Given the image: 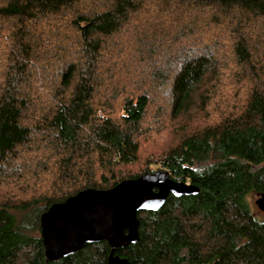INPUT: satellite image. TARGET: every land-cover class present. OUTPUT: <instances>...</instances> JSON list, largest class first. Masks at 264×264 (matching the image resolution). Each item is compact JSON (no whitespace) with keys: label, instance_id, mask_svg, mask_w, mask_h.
Listing matches in <instances>:
<instances>
[{"label":"trees","instance_id":"1","mask_svg":"<svg viewBox=\"0 0 264 264\" xmlns=\"http://www.w3.org/2000/svg\"><path fill=\"white\" fill-rule=\"evenodd\" d=\"M80 1L0 0V172L8 162L15 172L0 174L21 176L20 149L34 142L26 153L40 151L31 160L48 168L38 183L53 177L58 191L45 197L42 212L84 189L110 188L118 181L109 176L139 158L151 105L147 94H131L119 103L120 114L107 113L106 90L125 52L151 74L165 65L167 78L157 77L171 83V119L199 110V103L205 113L212 95L204 83L225 82L236 65L234 76L249 89L244 107L180 136L161 162L172 179L199 192L170 195L159 210L139 213L140 240L116 254L132 264H264V215L250 201L264 194V0H98L96 7ZM186 18L190 33L178 25L171 34L168 28ZM228 29L237 37L219 50ZM202 32L211 33L210 46ZM112 92L117 96L118 87ZM11 200L0 205V264H108L105 241L47 262L41 227L36 232L32 218L18 217L30 202Z\"/></svg>","mask_w":264,"mask_h":264},{"label":"rangeland","instance_id":"2","mask_svg":"<svg viewBox=\"0 0 264 264\" xmlns=\"http://www.w3.org/2000/svg\"><path fill=\"white\" fill-rule=\"evenodd\" d=\"M80 3H84L83 0L80 1ZM88 4L96 7L101 3L98 0H92ZM190 19L192 18H186L181 22V24L173 23L174 26L169 27L168 30L172 28L171 34H177L178 30L175 29V26L179 27L178 25H181L180 28H183V35L189 34L191 30L189 31L190 27H188L187 23L188 21H191ZM169 23L171 24V22ZM219 34H221V32ZM183 35H179L177 37H182ZM236 37L237 36L230 29H228L226 31V36L224 35L222 40L220 39L217 41L220 47L219 50L224 47L223 41L226 42L229 39L232 44ZM210 38L211 33L207 35L202 32L200 34V39L209 46L211 41ZM166 43L170 42L165 41L161 44V46H165ZM185 44L186 42H181V46ZM178 45L179 43L177 42V48H179ZM190 46L192 45L189 44V47ZM214 49L215 45H213L208 52L211 53ZM230 49L226 48L228 51ZM216 54L221 59V64L224 65L223 63L225 62L223 58L220 57V52H216ZM124 55L125 57L122 58L121 63H116L115 72L118 74H116L114 82H109L106 90L105 100L112 102L111 106L108 107L109 111H107V113L114 115V117L120 114L122 109L119 103L123 101L127 95L131 94H147L150 98L151 105L143 123H141L143 134L139 137L138 141L140 146L138 160L131 164L120 165L116 169L114 175L109 176V180L111 182H120L123 179L131 178L133 176L137 177L144 172L152 170V168L161 170V168H163V164L161 162L164 159L165 153L177 142L180 136L194 131H203L210 125L215 126V124L221 122L223 118L229 117L228 114H237L240 109L244 107L245 101L247 100L246 93L249 89L238 76H234V73L236 72L235 70L239 68L236 65H230L231 72L228 71V74L230 75H228L229 78L225 82L215 81L213 84L206 85L204 83L203 89L212 95L211 100L205 104L207 106L205 113L199 112L201 111L199 103L198 105L195 104V107L199 110L194 109L186 117L181 116L178 119H171L168 116L170 112L169 108L171 107V94L168 90V84L171 83H167L166 80H161L162 78L157 77L159 73H165L164 75H166L167 78L165 65H162L161 68L157 70L156 74H151L150 68H135L134 65L136 63L134 61V63H132V59L129 58L127 52H125ZM168 56L169 58H174L175 53L168 51ZM226 66H229V64L227 63ZM143 67L145 66L143 65ZM114 85L119 89V94L117 96H115L112 92ZM223 95L227 102L222 101ZM114 97L118 98L114 100ZM103 102L104 100L98 105L100 110H102ZM167 110L168 113H166ZM41 132L44 134L43 130H41ZM34 144L35 143L33 142L32 145L34 146ZM32 145L29 144L20 149L21 152L18 160L19 167L17 173L21 176L12 174L13 178H15V180L12 181L7 178L9 173H15L14 169L9 168L10 162L1 168V172L8 171L9 173L0 174V176H2V178H0V205L7 203L9 199H13L11 200V204L17 206L25 203V201L30 202V204H24L22 207L24 211L20 213L18 217L20 218V221L23 218H32L34 223L30 226L37 232L41 226L40 219L43 213L42 211L44 209L43 205L45 203V199L54 197L58 191L54 192L55 180L53 177H49L50 180L38 183V181H41L45 177L41 173L48 168L44 165L43 161L40 163V161L31 160L32 156L34 158H39L40 151L33 150L30 155L26 153V150L31 149ZM28 162L31 163V167H28ZM39 163L42 164V168L40 167L37 171L35 168ZM250 201L252 205L255 206V209L262 212L264 215V210L259 208L256 204V201H259L262 203L260 206L264 208V198L253 195L250 197ZM34 230H32V232ZM38 234L41 235V230H39Z\"/></svg>","mask_w":264,"mask_h":264},{"label":"water","instance_id":"3","mask_svg":"<svg viewBox=\"0 0 264 264\" xmlns=\"http://www.w3.org/2000/svg\"><path fill=\"white\" fill-rule=\"evenodd\" d=\"M198 192L196 185L174 180L163 170L123 179L106 189H84L42 213L46 261H58L89 243L105 241L110 246L108 264H132L116 252L140 240L139 213L159 210L170 195L181 197ZM258 197L264 198V194ZM256 203L264 210L261 202Z\"/></svg>","mask_w":264,"mask_h":264},{"label":"flooded vegetation","instance_id":"4","mask_svg":"<svg viewBox=\"0 0 264 264\" xmlns=\"http://www.w3.org/2000/svg\"><path fill=\"white\" fill-rule=\"evenodd\" d=\"M189 184H191V183H189ZM183 196H186V195H183ZM182 197V196H181Z\"/></svg>","mask_w":264,"mask_h":264},{"label":"clouds","instance_id":"5","mask_svg":"<svg viewBox=\"0 0 264 264\" xmlns=\"http://www.w3.org/2000/svg\"><path fill=\"white\" fill-rule=\"evenodd\" d=\"M110 247V246H109Z\"/></svg>","mask_w":264,"mask_h":264}]
</instances>
